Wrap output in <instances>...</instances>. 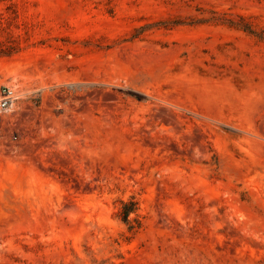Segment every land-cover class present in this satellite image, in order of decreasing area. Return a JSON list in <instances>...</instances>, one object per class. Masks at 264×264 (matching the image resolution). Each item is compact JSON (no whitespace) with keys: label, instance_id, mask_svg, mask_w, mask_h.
I'll list each match as a JSON object with an SVG mask.
<instances>
[{"label":"rangeland","instance_id":"rangeland-1","mask_svg":"<svg viewBox=\"0 0 264 264\" xmlns=\"http://www.w3.org/2000/svg\"><path fill=\"white\" fill-rule=\"evenodd\" d=\"M6 86L0 264H264V0H0Z\"/></svg>","mask_w":264,"mask_h":264},{"label":"built area","instance_id":"built-area-1","mask_svg":"<svg viewBox=\"0 0 264 264\" xmlns=\"http://www.w3.org/2000/svg\"><path fill=\"white\" fill-rule=\"evenodd\" d=\"M18 99V95L16 93V90L12 88L11 86H6L2 89L0 92V117L1 118H7L10 122H13V117L6 114V110ZM9 116V117H8ZM13 139H16V136L13 137ZM34 137L31 138V144L34 142ZM16 147H18L17 144L12 145L13 150H16Z\"/></svg>","mask_w":264,"mask_h":264}]
</instances>
